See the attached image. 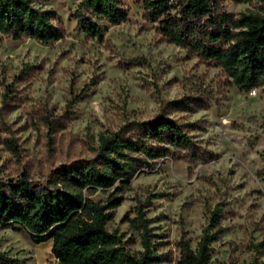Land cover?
<instances>
[{
  "label": "rangeland",
  "instance_id": "1",
  "mask_svg": "<svg viewBox=\"0 0 264 264\" xmlns=\"http://www.w3.org/2000/svg\"><path fill=\"white\" fill-rule=\"evenodd\" d=\"M30 1L57 14L64 38L42 45L0 36V178L44 183L52 170L88 160L101 135L117 134L156 156L131 153L138 162L119 195L82 193L102 204L121 197L106 228L132 253L141 251L133 221L143 205L161 264H184L185 245L195 251L213 220L209 264L263 262L264 85L245 93L195 45L178 43V1L156 18L146 0H119L126 17L117 25L79 19L78 0ZM216 10L238 32L232 23L240 16L264 17V0H217ZM86 22L100 36L82 28ZM163 119L182 128L188 146L146 138ZM0 254L12 264H59L51 241L35 244L1 225Z\"/></svg>",
  "mask_w": 264,
  "mask_h": 264
},
{
  "label": "trees",
  "instance_id": "2",
  "mask_svg": "<svg viewBox=\"0 0 264 264\" xmlns=\"http://www.w3.org/2000/svg\"><path fill=\"white\" fill-rule=\"evenodd\" d=\"M78 1L79 19L86 15L117 25L126 17L119 0ZM173 1L181 7L179 21L184 24L178 43L195 45L245 93L264 85V17L242 15L232 23L239 31L231 32L217 13V0H146L144 6L156 18L166 17L175 7ZM175 21L172 27L179 25ZM171 23L174 21L165 22L164 27ZM82 28L100 36L101 29L95 25L86 22ZM171 35L178 39L177 32ZM0 36L52 45L64 38V30L51 9L34 7L30 0H0ZM5 91L6 94L9 89L6 87ZM145 136L175 147L189 144L182 128L169 119L160 120ZM7 147L19 151L15 142ZM132 152L156 156L117 134L101 135L97 150L88 160L52 170L44 183L31 181L25 174L16 179L0 178V225L28 233L35 244L51 241V254L59 264H161L164 256L157 252L158 244L154 242L158 236L148 228L143 205L137 207L133 221L141 247L134 254L120 236L106 228L110 212L121 204V197L102 204L82 193L101 189L119 195L129 186L138 162ZM212 222L201 234L195 251L185 245L184 264H209L210 245L216 238V233L211 232L216 221ZM12 263L0 254V264Z\"/></svg>",
  "mask_w": 264,
  "mask_h": 264
}]
</instances>
